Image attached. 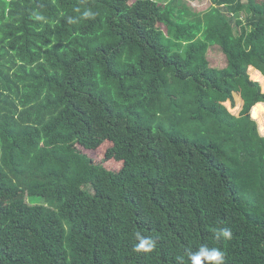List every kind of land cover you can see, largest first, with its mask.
Returning <instances> with one entry per match:
<instances>
[{
	"label": "trees",
	"instance_id": "16d2710c",
	"mask_svg": "<svg viewBox=\"0 0 264 264\" xmlns=\"http://www.w3.org/2000/svg\"><path fill=\"white\" fill-rule=\"evenodd\" d=\"M210 2L201 14L181 0H0V264H190L201 245L264 264V0ZM128 33L147 43L153 77L234 99L230 129L189 135L181 101L141 124L139 84L102 79ZM213 45L228 56L217 72ZM97 132L111 142L103 162L83 152ZM224 227L232 238L216 240ZM136 232L155 248L134 251Z\"/></svg>",
	"mask_w": 264,
	"mask_h": 264
},
{
	"label": "rangeland",
	"instance_id": "374dc122",
	"mask_svg": "<svg viewBox=\"0 0 264 264\" xmlns=\"http://www.w3.org/2000/svg\"><path fill=\"white\" fill-rule=\"evenodd\" d=\"M7 1V0H6ZM182 6L187 8L189 11L198 12L205 14L210 8V0H181ZM165 25L158 24L156 28L163 29ZM129 45L127 51L121 56L117 61H115L114 66L110 69H106L103 72V81L111 83L115 86L124 87V84L127 80H131L141 87L144 95H147L145 100H134L140 101L142 103L141 112L143 114V123L141 124H154L157 121H153L151 112L155 111L162 105L159 102H169V103H181L187 108L185 112L183 109L179 117H182L185 120L184 130L189 131H199L198 133L191 132L189 135L199 136L202 138L201 134L205 128L214 129L215 125V135L222 136L226 129H230L234 122V114H239L240 110L235 102L228 100L225 102H218L210 96H204L202 98L196 97L195 87L192 84H189L188 87H184L182 84H179L175 81L173 74L171 72L161 71L157 78L153 77L151 70L149 69L148 58V45L144 42L142 37L134 33H128ZM201 43V42H200ZM199 39L195 42V46H199ZM197 53L198 50L196 49ZM197 56V54H196ZM227 54L225 49L220 46L213 45L206 50V60L207 67H215L216 72L219 68L225 67L227 63ZM200 59L195 61V64H199ZM237 64L246 68L252 74L255 73V69H252L249 66L248 60L246 58L240 57L237 59ZM103 62H102V64ZM105 67V66H104ZM99 68V67H98ZM117 68H121V73L112 74ZM89 68V74L84 69V73L90 78H98V75L94 74ZM119 76V79H117ZM254 78H257V75H254ZM263 82V81H262ZM264 84V82H263ZM264 86V85H263ZM95 92L97 90L93 89ZM238 100V99H237ZM209 116L211 121H209ZM252 118L253 115H252ZM257 122V130L260 135L264 138V110L262 112V117L254 118ZM177 120V119H176ZM245 122V121H244ZM248 125L247 123L245 126ZM226 130L225 132H227ZM211 132H209L210 134ZM97 139H90V143H86L83 147V152L92 158L95 162H103L105 157V152L107 148L111 145L110 141L104 140L101 137V133L97 132ZM218 136V137H219ZM78 146V144H77ZM107 165L114 169L119 170L123 162L116 160H110L107 162Z\"/></svg>",
	"mask_w": 264,
	"mask_h": 264
},
{
	"label": "clouds",
	"instance_id": "9594fccd",
	"mask_svg": "<svg viewBox=\"0 0 264 264\" xmlns=\"http://www.w3.org/2000/svg\"><path fill=\"white\" fill-rule=\"evenodd\" d=\"M83 16L85 18L93 17L94 13L91 11H85ZM37 19H40V17H37ZM133 102L135 101L133 100ZM134 236L138 241L134 245V251L146 252L155 248L156 242L152 237L145 236L140 232H136ZM214 237L216 240H230L232 238V231L227 227L220 228L219 230H214ZM188 258L190 260V264H225V252L220 248H209L206 245H201L195 252L189 251Z\"/></svg>",
	"mask_w": 264,
	"mask_h": 264
}]
</instances>
